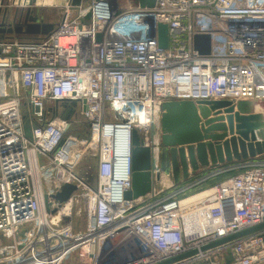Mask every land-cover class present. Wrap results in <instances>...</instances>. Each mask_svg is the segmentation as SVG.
<instances>
[{
	"label": "built area",
	"instance_id": "obj_1",
	"mask_svg": "<svg viewBox=\"0 0 264 264\" xmlns=\"http://www.w3.org/2000/svg\"><path fill=\"white\" fill-rule=\"evenodd\" d=\"M44 7L60 12L51 34L0 32V264H64L75 253L83 264H158L264 223V155L180 184L159 159L164 102H264V0H156L127 9L111 0H0V28ZM159 24L168 27L167 48ZM197 34L210 35L209 55L195 50ZM61 100L77 102L68 121ZM134 130L152 147L153 189L141 202L125 198ZM67 183L77 189L59 202ZM196 195L185 213L183 200ZM80 214L85 226L76 230ZM208 259L263 264L264 230L180 264Z\"/></svg>",
	"mask_w": 264,
	"mask_h": 264
},
{
	"label": "water",
	"instance_id": "obj_2",
	"mask_svg": "<svg viewBox=\"0 0 264 264\" xmlns=\"http://www.w3.org/2000/svg\"><path fill=\"white\" fill-rule=\"evenodd\" d=\"M141 8H153L156 0H137ZM82 0H72L79 6ZM24 22L15 27L0 28L1 33L44 36L55 29L54 23L32 17L28 10ZM90 15L87 16L89 19ZM159 45L168 47V27L159 24ZM194 48L201 55L211 52V37L208 34L194 36ZM62 108L70 106L61 118L68 121L74 113L75 100L57 101ZM252 101L213 100L203 102L168 101L161 105L160 119V166L175 184L198 175L202 169H214L221 165L255 159L264 155V116L254 111ZM66 129V124H63ZM34 128V127H33ZM27 138L32 137V126L24 127ZM230 136V138H228ZM132 190L125 196L128 201L141 202L153 189L152 147L146 145L137 130L133 132ZM77 187L70 183L55 195L59 202L67 201ZM264 230V223L240 231L218 241L169 258L158 264L181 262L229 243L235 239ZM212 260H200L191 264H211ZM230 261H227L229 263ZM264 264V263H263Z\"/></svg>",
	"mask_w": 264,
	"mask_h": 264
},
{
	"label": "rangeland",
	"instance_id": "obj_3",
	"mask_svg": "<svg viewBox=\"0 0 264 264\" xmlns=\"http://www.w3.org/2000/svg\"><path fill=\"white\" fill-rule=\"evenodd\" d=\"M60 2L63 1V0H59ZM113 5L115 7H122L124 9H127L129 7H132L134 6L136 3H138L137 0H111ZM40 11L42 13H44L46 15V17L54 22V23H57V21H59L60 19V12L58 11L57 8H47V7H44V8H40ZM24 39H27V40H33L35 38H29V37H22ZM262 106H264V102L262 103ZM77 118V121L79 122V128L81 131H79L80 134H84L86 131H87V124L85 123V121L83 120H80V117H76ZM153 137V134L150 133L148 134V139L151 140ZM155 140H157V137L155 138ZM220 180V178H217L215 180H213L211 183H215V182H218ZM211 183H208L207 185L211 184ZM177 187V186H176ZM175 187V188H176ZM174 188V189H175ZM173 190V189H172ZM171 189L168 190L167 192H170L172 191ZM75 229L78 230L80 229L81 226H85V218H84V215L80 214V215H77V218L75 220ZM64 264H83L80 256L78 253H75L69 260H67Z\"/></svg>",
	"mask_w": 264,
	"mask_h": 264
},
{
	"label": "bare ground",
	"instance_id": "obj_4",
	"mask_svg": "<svg viewBox=\"0 0 264 264\" xmlns=\"http://www.w3.org/2000/svg\"><path fill=\"white\" fill-rule=\"evenodd\" d=\"M254 111L257 112V113H261L263 114L264 116V106H262V104H258V103H255L254 105ZM146 122V121H144ZM145 124V123H144ZM201 198V195H196V196H192V197H189L185 200H183L182 202V208L184 210L185 213H188L190 211V209L192 208V206H194L198 200ZM195 220L197 221L198 218L200 219L201 218V215L198 216L197 213H195ZM197 217V219H196ZM202 221V220H201ZM189 228H192L191 227V224H188ZM203 230L198 226V233H195L192 237L193 239L197 238V237H200V233H202Z\"/></svg>",
	"mask_w": 264,
	"mask_h": 264
},
{
	"label": "crops",
	"instance_id": "obj_5",
	"mask_svg": "<svg viewBox=\"0 0 264 264\" xmlns=\"http://www.w3.org/2000/svg\"><path fill=\"white\" fill-rule=\"evenodd\" d=\"M16 15V12L15 11H8L7 12V15H6V18L8 19V20H10V21H14V18L16 17L15 16ZM21 15V13H19V16ZM2 17H4V16H2ZM45 22H48V23H54V22H52V21H50L46 16H45V20H44ZM15 35H17V34H15ZM20 36H22V37H29V38H36L37 36H26V35H20ZM228 138H230V136L228 137ZM207 170H211V169H202V171L200 172V173H202V172H205V171H207ZM199 173V174H200ZM198 174V175H199ZM194 177V176H193Z\"/></svg>",
	"mask_w": 264,
	"mask_h": 264
},
{
	"label": "flooded vegetation",
	"instance_id": "obj_6",
	"mask_svg": "<svg viewBox=\"0 0 264 264\" xmlns=\"http://www.w3.org/2000/svg\"><path fill=\"white\" fill-rule=\"evenodd\" d=\"M31 15H32V17H38V18L42 19L43 21L45 20V16H46L41 11H32V10H31ZM23 22H24V18H23V20H21L20 23H23Z\"/></svg>",
	"mask_w": 264,
	"mask_h": 264
},
{
	"label": "trees",
	"instance_id": "obj_7",
	"mask_svg": "<svg viewBox=\"0 0 264 264\" xmlns=\"http://www.w3.org/2000/svg\"><path fill=\"white\" fill-rule=\"evenodd\" d=\"M89 163L92 164V172L94 173L95 172V167H96V160L95 159H90L89 160Z\"/></svg>",
	"mask_w": 264,
	"mask_h": 264
}]
</instances>
